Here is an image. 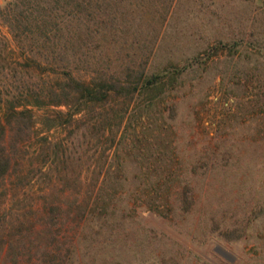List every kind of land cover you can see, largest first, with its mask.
I'll list each match as a JSON object with an SVG mask.
<instances>
[{
    "label": "rangeland",
    "instance_id": "374dc122",
    "mask_svg": "<svg viewBox=\"0 0 264 264\" xmlns=\"http://www.w3.org/2000/svg\"><path fill=\"white\" fill-rule=\"evenodd\" d=\"M11 1L0 0V40L14 59L1 20ZM80 1V12L64 5L73 13L58 32V72L122 82L174 73L130 99L88 103L70 124L55 116L64 105L5 124L0 263L72 249V264H264V0ZM98 187L117 219L96 233L88 217L76 240ZM148 200L160 210L137 207Z\"/></svg>",
    "mask_w": 264,
    "mask_h": 264
},
{
    "label": "trees",
    "instance_id": "16d2710c",
    "mask_svg": "<svg viewBox=\"0 0 264 264\" xmlns=\"http://www.w3.org/2000/svg\"><path fill=\"white\" fill-rule=\"evenodd\" d=\"M70 4L73 5L72 8L76 12L83 9L80 0H12L1 11V20L8 27L15 43L14 49L20 57L11 59L5 44L0 40V181L10 174L12 166V157L1 144L6 137L5 124H11L15 121L17 128L23 127L26 119L32 117V106L55 105L60 107L64 105L67 109L64 112H55V116L63 117L58 122L59 124H70L74 116L81 114L88 103H103L112 96L120 95L130 99L138 92L158 88L162 76L169 77L174 73L167 69L163 70L162 73L139 75L134 82H122L119 79L102 77L90 78L89 80L80 79L66 70V66H61V72H58L55 63L64 60L61 50L66 47L67 43L66 40L63 43L58 41V32L62 31L61 24L70 20L69 14H72L73 11H68L70 12L68 14L64 7V5ZM80 25L77 26L78 29L74 36V43L79 47L84 40V32ZM23 67L28 68V70H36L37 79L32 80V82L25 80L20 72ZM192 67L193 63H189L183 66L180 71L184 72V70ZM43 74L47 76V80L42 78ZM50 76L54 77L55 80L51 81ZM70 98L74 99L73 104L70 103ZM99 189L98 187L93 198L91 196V205L80 207L82 211L79 212L80 216L76 221L83 220V223L80 224L81 228L78 234L77 231L72 233V237H75L76 240L82 239L81 234L86 231L85 224L90 222L88 217H96L93 226L97 231H95L96 233L101 231L105 223L114 222L117 219L115 217L117 210L110 205V198L101 195ZM186 199L187 196H184L183 201ZM71 201L73 205H78L76 198ZM99 203L101 206H98ZM51 204L52 202H50ZM142 204H138L137 207L144 206L148 210H160L158 201L148 200ZM127 207L131 208L129 204ZM44 253L45 255L39 260L33 261L29 257L30 259L26 260L27 263L72 264L71 258L75 252L70 249L67 255L60 252H56L60 254L52 255L53 252L48 249ZM153 258L157 260L155 256ZM19 261L20 259L14 258L12 264H19ZM157 263L147 258L138 264Z\"/></svg>",
    "mask_w": 264,
    "mask_h": 264
}]
</instances>
